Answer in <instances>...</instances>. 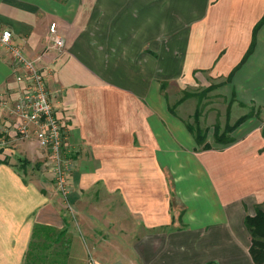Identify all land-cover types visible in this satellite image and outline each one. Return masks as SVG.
Listing matches in <instances>:
<instances>
[{"label":"crops","instance_id":"0c3cea01","mask_svg":"<svg viewBox=\"0 0 264 264\" xmlns=\"http://www.w3.org/2000/svg\"><path fill=\"white\" fill-rule=\"evenodd\" d=\"M262 18L264 0H0V28L45 76L78 203L76 227L49 155L16 137L24 70L0 45V264L24 263L35 226L64 232L63 264H254L243 219L264 202V126L202 149L164 90L224 76L259 116Z\"/></svg>","mask_w":264,"mask_h":264},{"label":"rangeland","instance_id":"374dc122","mask_svg":"<svg viewBox=\"0 0 264 264\" xmlns=\"http://www.w3.org/2000/svg\"><path fill=\"white\" fill-rule=\"evenodd\" d=\"M224 79V76L212 75L209 72L197 73L193 76L189 84L181 85L178 82H170L164 90L169 104L174 106L179 116L190 122L194 127L199 126L203 129L206 128L207 141L216 147H223V145L220 143L218 145V143L213 141L212 133L214 125H217L221 131L227 122L232 124L238 116L254 108V106L247 101L243 102L246 99L240 101L236 99V96L234 98L231 94V87L229 85H224ZM178 100L181 101L180 104H178ZM257 106L258 105H255V108H258L261 113L257 116L258 118L254 120L253 125L262 127L264 126V105ZM14 108L15 104L12 107L13 112ZM196 115L199 119L197 124L194 120ZM16 137L18 139H34L33 135L25 136L20 134L17 130ZM63 157L69 163L68 167L63 172L66 178L65 194L59 190L60 188L56 183L55 177L54 182L64 202V213L68 212L74 216V225L78 227V219L75 218V211L77 210L78 203L75 205V203L68 198L70 194L68 182L73 164L70 155L64 151ZM47 168L48 167L45 169L48 172L55 173L53 168ZM260 207L264 208V202L260 203ZM68 242L69 239L67 237H62L57 240L55 234L46 236L45 232H40V234L32 240L31 252L26 256L23 264H58L59 259H64L65 255L68 253L66 248Z\"/></svg>","mask_w":264,"mask_h":264},{"label":"built area","instance_id":"2783aa9c","mask_svg":"<svg viewBox=\"0 0 264 264\" xmlns=\"http://www.w3.org/2000/svg\"><path fill=\"white\" fill-rule=\"evenodd\" d=\"M50 39L56 47H62V38L57 34L55 22L49 25ZM0 45L4 46L16 63L24 70V89L15 103L14 112L19 118L16 130L25 136L33 135L37 145L50 157L59 190L65 194L66 178L63 174L68 161L63 157L64 135L61 121L55 116L50 101L45 76L12 41V31L0 28Z\"/></svg>","mask_w":264,"mask_h":264},{"label":"trees","instance_id":"16d2710c","mask_svg":"<svg viewBox=\"0 0 264 264\" xmlns=\"http://www.w3.org/2000/svg\"><path fill=\"white\" fill-rule=\"evenodd\" d=\"M264 22V18L261 19V21L258 22V24L254 28V32L259 27V25ZM253 44L250 45L248 52L252 49ZM231 77V74L229 75L228 79ZM252 116H258L256 112L253 111V109L245 114L240 115L237 117L232 124H229L228 122L225 124L224 128L220 131L219 127L217 125H214L212 137L213 141L215 143H220L222 145H227L235 141V138L231 135V133L240 126L245 120ZM196 124L198 123L199 119L198 116L194 118ZM186 127L188 130L193 134L194 140L198 146L202 149H210L212 145L210 142L207 141V129L200 128L199 126H192L190 122L186 123ZM244 225L249 233L250 238V246H249V254L251 256L252 261L254 264H264V208L260 207V204H257L255 207V211L253 214H246L243 219ZM40 232L44 233L46 236H50L54 233L51 232L50 228H45L42 226H35L33 231V236L36 237ZM64 232L60 231L57 234H55V238L59 240L63 236ZM31 249L28 251L27 254L31 252ZM56 263V262H55ZM58 264H63V262Z\"/></svg>","mask_w":264,"mask_h":264}]
</instances>
